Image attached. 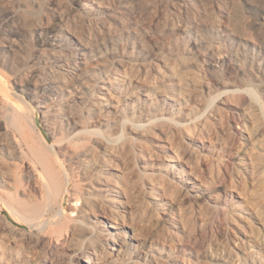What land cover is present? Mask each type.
I'll list each match as a JSON object with an SVG mask.
<instances>
[{
  "label": "rangeland",
  "instance_id": "rangeland-1",
  "mask_svg": "<svg viewBox=\"0 0 264 264\" xmlns=\"http://www.w3.org/2000/svg\"><path fill=\"white\" fill-rule=\"evenodd\" d=\"M5 28L15 34L7 39L0 32V144L18 145L31 168L37 165L31 149L46 151V145L49 168L60 175L65 190L66 171L72 184L78 183L69 166L70 131L59 127V135L48 138L39 101L51 102L55 94L49 81L65 80L73 69L53 63L52 57L62 51L66 57L61 64L80 62L92 72L105 63L114 76L122 68L128 72L125 92L135 96L122 102L119 130L104 133L100 116H88L83 106L70 104L82 125L97 130L88 135L94 137L90 146L103 164L113 166L107 176L126 195L107 193L85 216L98 232L91 247L105 249L101 264H175L176 257L188 258L189 264H264V130L259 136L263 148L253 147L240 134L244 123L238 110L228 104L253 103L259 108L256 117L264 121V0H0V30ZM220 44L235 70L207 80L202 71L206 54ZM146 48L159 60L149 57ZM173 69L184 82L193 81L187 92L181 93L183 81L172 86L177 81ZM160 72L166 76L159 81ZM81 80V86L92 82L86 75ZM228 85L240 92L228 93ZM77 95L72 87L63 92L66 99ZM147 95L154 102L147 118H161L164 112L168 120L150 125L140 117L139 102L147 101ZM161 143L172 149L162 150ZM104 147L115 156L104 153ZM239 150L254 155V172L242 170ZM6 160L0 153V168ZM14 188L0 184L1 231L7 212L2 201L22 195V187ZM78 196L40 200L42 206L50 201L66 209L61 218L42 212L51 222L40 242L23 238L29 231L6 217L16 230L2 231L8 234L0 237V250H20L8 252L6 263L19 256L24 264L95 262L84 230L69 215L82 206V201L76 204ZM184 228L193 233L188 236ZM51 236L66 243L52 247ZM122 240L123 251L112 252L114 242Z\"/></svg>",
  "mask_w": 264,
  "mask_h": 264
},
{
  "label": "bare ground",
  "instance_id": "bare-ground-1",
  "mask_svg": "<svg viewBox=\"0 0 264 264\" xmlns=\"http://www.w3.org/2000/svg\"><path fill=\"white\" fill-rule=\"evenodd\" d=\"M0 32H1L2 37L7 38V39H13L12 34H15V31L11 28L2 29V30H0ZM141 43H143V42L141 41ZM217 45H215L216 47H214L213 49L211 47L212 50L209 49L210 52H208L206 54V57H205L206 59L204 60V64L206 67L202 71H203L204 77L207 80H211L212 78H214L219 73L229 74V73H232L233 69L235 70V67L233 66L234 65L233 62L228 60L226 58V56L221 52V45L222 44H220V46H217ZM144 48H145V46H144ZM145 50L147 51V55L149 57L154 55V57L157 60H159L158 54H156L155 52L147 50V48ZM44 51H46V50H44ZM63 56H65V54L62 53V51L60 53L57 52L56 54H54V57H52V62L60 64V66L64 67V68L70 67L73 70H71L69 72V74H67V76H65V78H66L65 80L54 77L49 81L50 86L53 88V92L55 94V97L51 102H49V100H47V101H41L40 100L39 101V102H42L40 104V109H41V114H42V117H40V118H42V120L41 119L40 120L44 123V125H43L44 131L46 132V136L48 138L51 137V134H52V136L59 135V134L55 135L56 130H58L57 128H59V127L63 128V126L68 127V130L70 131V135L68 138H69V141L72 140L71 141L72 145H70V142L69 143L67 142L70 146V148L68 150L69 151L68 157H69V161H70L69 166H70V170H71L74 178L78 180V183L72 184V179H71V177L69 178L70 174L68 175V172L66 171L65 177H67L68 188L66 190L63 188V185L60 183L62 180L60 178H58V177H60V175L58 176L56 174L58 176L57 177L55 175V173H57V171L55 173H53L51 170V169H53V167L49 168V166H51V165L50 164L48 165V162L50 163V161L48 159V162H47V158L50 155L47 156L48 155L47 152H49V151H48V147L46 145H44L43 147L46 148L47 152L43 151V150L40 151V149L36 150L35 148L31 149L33 155L37 158V165L35 164L36 167L32 166L33 168H31V166L29 164L25 163L24 158H23L24 152L21 150V148L18 145L12 144V143L0 144V153L5 154L7 157V160L4 162V166L6 165L5 168H3L4 167L3 165H2L3 167H1L2 169L0 168L1 169L0 170V184H4L6 187H13V188L16 187V189L21 188V187L23 188V189L21 188L23 190L22 195L5 196V197H7V199L4 202L2 201V205L4 206V208L9 213L10 217L15 222H17L18 224H24L27 227L26 230L29 231L30 233L24 231L23 238L25 237V238L29 239L30 241L34 240L36 242H40V240L42 239L41 236L48 229V226L51 222L50 219L43 218L42 212L50 211L53 213L52 214L53 216L55 214V218H61V216L65 213V210H66L63 208L59 210L58 208L53 207L52 206L53 204L50 203V201H49L50 204L45 203L42 206V204L45 202V200L47 198L50 200L53 196H55V197L56 196H58V197L62 196L63 197L62 199H64L65 197L69 198L75 194L77 195V193H78L79 194L78 197H80V198L77 200L76 204H79L82 201V206L81 205H79L80 207L78 206V208H80L78 213L73 212L72 214L70 213L69 215L71 217L75 216V218H72L71 221L73 222L74 225L81 226L82 229L84 230L86 236H87L88 244H87L86 248L88 249V251L90 250L92 252V254H94V257H95V260H94L95 262H91V260H89L88 262L90 264H101L100 263L101 259H102L101 257H104L106 252H105L104 248H102L101 251L99 249V251L101 252V253H99V251L96 250L97 248L94 247V249H93L91 247L93 245V243L96 242V240H98V232L95 230V228L93 226H89L90 224H87L84 221L85 216L88 214L89 211L91 212L92 210H94L93 208L95 207V205L97 204L99 199L106 196L107 193H114L115 195H124L125 197H126V195H125L123 188L115 186V183L112 181V179L109 176H107V172L109 170H112L113 166H109L110 164L108 165L105 162L103 164V162H101L100 156L95 154L96 152L95 153L93 152V150H95V149H93V147L90 146V144H92V142L94 141V137L93 136L88 137V135H90V136L93 134L96 135L95 133H97V130L92 129V125L91 126L82 125L83 124L82 121H80V119L78 120L74 117L73 113H75V111L72 110L74 112L71 113L70 104L72 102L73 104L83 106L85 111L87 112V114H89L88 116H97V115L100 116V118H102V120H103L100 123L103 127L102 130H104V133L109 134V133H111V131L119 130L118 126L121 124L122 120L120 121V117L118 118V116H120L119 115V109L122 105V102L124 100H132V98L135 95H133L134 92H133V94H131L130 92H128V93L125 92V87L127 85L126 84L127 83V76H128V72L125 70V68H122L121 70H119L118 73H116L117 76H114L109 72L107 65L106 66L104 65L105 63H102V64L100 63L98 65H95V67L93 69L94 71L90 72V70H86L85 66L81 65L80 62H76V63L69 62L66 64H61V63L65 62L64 60H65L66 56L65 57H63ZM121 62H123V61H121ZM122 65H123V63H122ZM171 72H170L171 76L173 78L177 79V81H175L176 83L174 82L172 86H177V85H180L184 82V80H182V78H180L179 74H177L178 72H176L174 69ZM83 75L88 76L92 82L88 83L87 85L85 84L84 86H81L79 84V81L82 82L81 77ZM159 76L160 77H158V79H156V80L160 81V79L161 78L164 79V77L166 75H165V73L163 74V72H160ZM154 82H151L152 84L155 85L154 88H157V89L160 88V85L158 83H154ZM189 83L193 84V81L190 79L189 81L184 82V84L182 86V88H184V91L181 93H185L189 90V89H187V87L190 86ZM146 86H148V85H146ZM67 87L68 88L69 87L75 88L78 91L77 96H75V97L72 96L73 100H72V98L66 99L63 97V92H64V90H67ZM226 87L228 89L227 90L228 93H239L240 92L239 89L237 88V86H235V85H228ZM158 92H160V91H158ZM163 94L166 95V93H163ZM51 98H53V97H51ZM147 98H149V99H146L147 101L142 100V102L141 101L139 102L140 105L142 103L143 107L139 108V106L137 105V107L140 110V111L139 110L138 111L141 113L140 117H142L144 120H147L150 125L153 124L154 122H158L159 120H161V121L168 120L167 118H165V116L163 114L164 112L161 113V118L158 117L160 114L155 116L158 118H150V119L147 118L149 116L148 113H150V110H147V109H149V108L151 109V105L154 103V102L152 103L153 99H151L149 95H147ZM172 100L176 101V99H174V98ZM37 101H38V99H37ZM224 104H227V102L224 101ZM228 104L230 106H232V109L234 111L238 110V114H239V116H241L240 121H242L244 123V129L242 132H240V134L243 135L246 139L250 140V143H251V145H253V147L263 148L262 144L260 143L261 137H259V136H261L260 135L261 131L264 130V121L260 122V120L256 117L258 115L257 112L259 110L258 106L253 104V103L249 104L247 106L246 105L244 106L243 104L240 105L237 102L236 103L234 102V104L232 102H228ZM134 106L136 107V105H134ZM134 109H136V108H134ZM172 124H173V122H172ZM173 125L176 126L175 124H173ZM142 126L143 125H141V127ZM139 127H140V125H139ZM63 133H64V131L61 132L60 134L63 137H65ZM39 134H40V132H39ZM42 135L44 137V134H42ZM110 135H112V134H110ZM46 138L44 137L45 140H46ZM57 139L61 140L60 137ZM73 139H74V141H73ZM60 142L61 141H59V143ZM68 144L66 146H68ZM61 145H64V144H61ZM170 146H171V144H170ZM64 148H67V147H64ZM159 148H161L162 150H169V148H171V147H169L168 144H165V143L162 144L161 143L159 145ZM103 151L108 156H111V157L115 156L113 153L114 152L113 149H111L110 147L109 148L104 147ZM174 154L176 155V157H178L177 153H174ZM150 155L152 156L151 153H150ZM151 156H149V157H151ZM252 156H254V155L253 154L250 155L246 152H242L239 150L237 157L240 160L239 164H241V166L243 168L242 170H246V171L247 170H252V171L254 170L253 169L254 168V162H256V161H255L254 157H252ZM40 167L43 171L40 170ZM38 171H39V176L41 177V179L37 175ZM18 173H20V174H18ZM240 173H241V171L237 173V179L238 180L242 179V176ZM252 175H256V174L254 173ZM59 179L61 181H59ZM40 180L42 181V183L40 182ZM16 189L14 188V190H16ZM16 192H17V190H16ZM20 193L21 192L19 191V194ZM15 194H17V193H15ZM127 195H128V193H127ZM40 200H42L44 202H41ZM224 201H226V200H222V201L221 200H219V201L215 200V203L220 204ZM123 204H126V203H123ZM54 206H56V205H54ZM74 206H75V204H74ZM123 206H125V205H123ZM44 207H46V208L43 209ZM75 207H77V205ZM2 217L4 219L3 222H5L3 227L1 225L2 231H8V233L14 232L16 230L15 227H13V226L11 227L10 223L7 221L5 216L2 215ZM81 227H79V228H81ZM182 230H184L185 233H188L187 234L188 236L193 233L192 232L190 234L185 228ZM2 231L0 230V232H1L0 237L7 236L8 233L2 232ZM116 236L119 237V233ZM197 239H195V240L197 241ZM49 243L52 247L58 246V248H59V245H61V243H66V242L65 241L63 242L61 237L51 236ZM195 243H197V242H195ZM51 246H49V247H51ZM93 246H95V244ZM125 246L126 245L122 240L120 243L114 242V244L111 246L110 249L112 250V252L120 253L121 251H123ZM58 248H57V250H58ZM19 251L20 250L18 248H15V247H12L11 249L6 250V251L0 250V264H7L6 262H8L7 261L8 252L15 253V252H19ZM19 257H16V259H14V260H13V258L10 259V260H13V263H11V264H24V262ZM182 259H183V257H182ZM182 259L179 257L174 258L175 264H187L188 263L187 262L188 258L186 259V257H185L186 261H185V259L184 260H182ZM44 262H47V261H44ZM43 264H49V263H43ZM253 264H256V263H253Z\"/></svg>",
  "mask_w": 264,
  "mask_h": 264
},
{
  "label": "water",
  "instance_id": "water-1",
  "mask_svg": "<svg viewBox=\"0 0 264 264\" xmlns=\"http://www.w3.org/2000/svg\"><path fill=\"white\" fill-rule=\"evenodd\" d=\"M4 214L6 215V217L9 219V221H10L13 225H15V226H17V227H19V228H22V229H27V227H26L25 225H23V224H18L17 222H15V221L10 217V215H9L6 211H4Z\"/></svg>",
  "mask_w": 264,
  "mask_h": 264
}]
</instances>
